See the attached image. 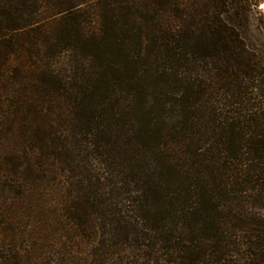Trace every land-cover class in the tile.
<instances>
[{"label": "trees", "instance_id": "1", "mask_svg": "<svg viewBox=\"0 0 264 264\" xmlns=\"http://www.w3.org/2000/svg\"><path fill=\"white\" fill-rule=\"evenodd\" d=\"M263 0H0V264H264Z\"/></svg>", "mask_w": 264, "mask_h": 264}, {"label": "water", "instance_id": "2", "mask_svg": "<svg viewBox=\"0 0 264 264\" xmlns=\"http://www.w3.org/2000/svg\"><path fill=\"white\" fill-rule=\"evenodd\" d=\"M259 9L264 10V0H263V2L259 5Z\"/></svg>", "mask_w": 264, "mask_h": 264}, {"label": "rangeland", "instance_id": "3", "mask_svg": "<svg viewBox=\"0 0 264 264\" xmlns=\"http://www.w3.org/2000/svg\"><path fill=\"white\" fill-rule=\"evenodd\" d=\"M263 2V1H262ZM261 2V3H262ZM258 10L264 15V10H261V9H259V7H258Z\"/></svg>", "mask_w": 264, "mask_h": 264}]
</instances>
